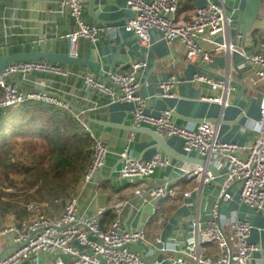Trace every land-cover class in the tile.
Segmentation results:
<instances>
[{"label": "crops", "instance_id": "crops-1", "mask_svg": "<svg viewBox=\"0 0 264 264\" xmlns=\"http://www.w3.org/2000/svg\"><path fill=\"white\" fill-rule=\"evenodd\" d=\"M59 1L0 0L2 55L28 51L32 48L69 53L66 35L75 30L77 25L67 9L56 11ZM209 1L212 0H179L178 14L186 19L195 7ZM219 1H224L236 9H243L245 6V0ZM87 3L86 0L85 18L89 23L101 25L105 30L94 42L79 37L74 52L69 54L98 63V69L56 62L67 70L65 75L32 71L28 75L29 81H23L17 75L11 78L25 90H46L68 102L67 110L50 104L36 103L59 109L74 119L78 131L87 135V165L90 160L91 140L89 134L75 120L72 112L82 110L93 132L109 145L110 152L103 167L98 170L91 182L80 185L67 199L75 196L77 211L96 214L102 229H106L112 220L118 217L123 227L143 230L148 243L138 244L137 249L144 258L156 259L157 264H179L175 262L176 251L187 245L192 236H197V227L192 226V221L197 219L199 225L203 226L205 221L211 218V206L216 202L218 221L225 232L228 231L230 219L249 220L250 240L259 246L253 253L255 264H264V215L242 202L238 182L231 185L229 199L219 198L225 165H212L198 152L186 153L179 137L161 135L152 125H133L130 102H108L103 96L85 90L82 83V74L86 72L102 78L108 70L128 72L131 64L141 61L143 66L137 73L140 82L139 93L147 100L148 113L158 115L160 109L172 108L173 118L177 124L197 125L202 121H209L217 127L218 136L223 140L241 145L252 142L258 135L259 102L264 85L260 82L254 83L255 70L245 62L241 54L263 49L264 0L245 39L237 25V16L228 13L230 20L227 31L219 35L217 40L225 38L235 46L233 50L216 53L212 50V44L201 40L199 43L201 51H210L212 58L204 60L200 52L191 61L185 59L186 48L179 40L164 39L157 31L152 30L149 42L145 43L134 33L124 30L123 24L132 14L126 0H95L93 9L96 19L88 12ZM200 73L211 78L220 75L228 77L236 89L227 95L225 104L203 98L214 96L219 91L212 89L207 83L197 81L195 76ZM171 75H175L177 81L168 90L169 95L163 96L160 85ZM94 103L97 106L92 108ZM86 108L90 109L85 110ZM156 134L161 136L169 149L189 156L190 159L172 157L177 167H159L145 180L147 186H152L169 177L181 194L176 198L144 200L134 195L135 183L116 178L120 166L118 153L126 145L134 156L142 159L149 158L156 151L164 153L156 145L155 138L159 137ZM204 159L213 166V172L207 169L206 165H201V160ZM184 167H202L205 172H211L214 178L204 183L201 175L190 179L180 177ZM183 191H190V195L184 197ZM37 203L41 205L44 213L51 216L60 215L65 204L61 203V209L56 208V211L60 210L54 213L44 207L46 202ZM27 217L26 213L24 218H16L14 222ZM157 237L165 242V250H160V244L156 242ZM11 248L10 241L0 237V254L8 253ZM219 252L220 248L215 241L201 245L202 254L216 256ZM55 258H61L67 263L70 257L41 255L40 264H52ZM19 264H32V261L26 260Z\"/></svg>", "mask_w": 264, "mask_h": 264}, {"label": "built area", "instance_id": "built-area-1", "mask_svg": "<svg viewBox=\"0 0 264 264\" xmlns=\"http://www.w3.org/2000/svg\"><path fill=\"white\" fill-rule=\"evenodd\" d=\"M131 15L123 24V29L134 33L141 42H149L150 31L155 30L160 37L169 40H179L186 48L185 59L191 61L200 52L204 60H211L210 51H201L200 41L212 44L213 52H229L235 46L223 35L229 25V15L222 5L209 1L195 7L188 18L178 14L179 0H126ZM86 0H60L57 12L67 9L75 20L77 28L66 37L69 42V53L74 52V46L79 37L97 41L105 30L101 25L89 23L85 18ZM245 62L254 68L256 82L264 85V45L263 49L242 52ZM143 66L141 61L131 64L128 72L117 69L108 70L104 77L90 73L82 74L85 90L106 98L108 102H130V116L133 125H152L161 135H174L182 140L186 153L198 152L210 161L212 165H225V172L219 187V198H230L229 189L235 182L240 184V198L243 203L264 215V88L259 102L258 135L249 143L238 144L223 140L218 136L217 127L202 121L197 125L177 124L173 118L172 108L160 109L158 115L146 111L147 100L140 95L138 70ZM32 71L51 72L65 75L67 70L59 63L44 60H16L5 65L0 72V109L20 105L26 102H41L55 107L69 109L68 102L46 90H25L11 80L15 75L23 81H29ZM197 81L207 83L219 93L203 97L206 100L226 103L227 95L236 89L228 77L211 78L205 74L195 76ZM177 81L171 75L161 83L162 95H169L168 90ZM97 106L95 103L92 106ZM90 108H86L88 110ZM75 120L89 134L90 160L83 173L82 183L91 182L94 175L105 164L109 145L96 135L90 128L81 111L72 112ZM120 166L116 178L120 181L135 183L134 195L147 199L176 198L181 192L171 179L165 178L161 183L147 186L145 180L159 167L175 168L172 157L161 151L154 152L149 158L142 159L134 156L126 145L118 153ZM180 177L187 179L202 176L204 183L211 181L214 175L202 167L182 168ZM188 197L190 191H183ZM77 199L70 197L64 204L62 213L51 216L43 212L37 202L26 204L28 217L19 222H12L0 227V237L8 239L11 250L0 254V264H19L30 260L32 264H40L41 255L52 257L66 255L65 263L61 258H55L52 264H157V260L144 258L137 245L148 243L141 229H127L116 217L106 229H102L96 214L79 213L76 208ZM218 204L211 206V218L199 225L197 219L192 226L197 227V236L190 239L187 245L178 249L175 262L179 264H255L253 253L259 249L257 243L250 240L251 225L247 218H232L228 221V231L225 232L218 221ZM154 213V211H153ZM218 243L220 252L213 256L201 253V245L206 242ZM160 250H165V242L156 238Z\"/></svg>", "mask_w": 264, "mask_h": 264}, {"label": "trees", "instance_id": "trees-1", "mask_svg": "<svg viewBox=\"0 0 264 264\" xmlns=\"http://www.w3.org/2000/svg\"><path fill=\"white\" fill-rule=\"evenodd\" d=\"M86 167L87 135L68 113L36 102L0 109V214L21 219L30 198L64 200ZM17 184L18 193L5 190Z\"/></svg>", "mask_w": 264, "mask_h": 264}, {"label": "water", "instance_id": "water-1", "mask_svg": "<svg viewBox=\"0 0 264 264\" xmlns=\"http://www.w3.org/2000/svg\"><path fill=\"white\" fill-rule=\"evenodd\" d=\"M213 2L222 5L227 13L235 14L237 16V25L241 30L242 37L245 39L246 34L250 31L255 23V19L258 14V10L262 0H245V6L243 9H236L229 6L224 1L212 0ZM87 10L90 15L96 19L94 14L93 5L95 0H87ZM243 39V40H244ZM30 60V59H44L52 62H59L66 65H80L93 69H98V63L90 61L88 59H83L81 57H73L68 52H55L53 50H36L34 48L28 51L13 52L6 55H2L1 43H0V72L4 70L6 64L16 61V60ZM156 137V145L158 148L164 151L165 154L170 155L173 158L181 160H189V156L182 155L175 151L169 149V147L164 143L161 136ZM201 165H206V168L213 172V166L208 163V161L201 160Z\"/></svg>", "mask_w": 264, "mask_h": 264}, {"label": "rangeland", "instance_id": "rangeland-1", "mask_svg": "<svg viewBox=\"0 0 264 264\" xmlns=\"http://www.w3.org/2000/svg\"><path fill=\"white\" fill-rule=\"evenodd\" d=\"M19 151H20V149L16 152L17 154L19 153ZM27 163H30V161H26ZM14 179H15V182L17 183V177H19V176H16V175H13L12 176ZM20 182H18V184H19ZM18 184H17V186H12L11 188H7V189H5L6 191H8V192H13V193H18ZM8 184H4L3 186H7ZM82 186L83 185V183H82V177L80 178V180H79V182H78V185H77V187L75 188V190L79 187V186ZM34 189H36V187H34ZM75 190L73 191V192H71V194L70 195H72L74 192H75ZM68 197L66 196L65 197V199L64 200H62V201H59L58 203H53V204H50V203H48V202H46L45 203V201L44 202H41V200H40V198H30L29 200L30 201H36V202H40V203H45L44 204V207L46 208H48V210H50L51 212H58L60 209H61V206H60V204L61 203H64V201H66V199H67ZM28 200V201H29ZM23 203V206L25 205V203L24 202H22ZM58 207H60V209L58 210V211H56L55 209L56 208H58ZM26 210V209H25ZM26 213H27V211H26ZM27 216H28V213H27ZM24 218V217H23ZM15 219H16V217H15V215H11V213L10 214H6V215H2V214H0V227L2 226V225H5V224H8V223H12V222H14L15 221Z\"/></svg>", "mask_w": 264, "mask_h": 264}]
</instances>
